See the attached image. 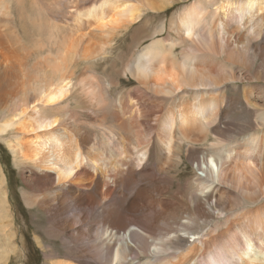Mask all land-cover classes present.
Instances as JSON below:
<instances>
[{"label": "bare ground", "instance_id": "bare-ground-1", "mask_svg": "<svg viewBox=\"0 0 264 264\" xmlns=\"http://www.w3.org/2000/svg\"><path fill=\"white\" fill-rule=\"evenodd\" d=\"M26 1L0 0V138L53 194L50 262L264 264V0H71L53 27Z\"/></svg>", "mask_w": 264, "mask_h": 264}, {"label": "rangeland", "instance_id": "rangeland-1", "mask_svg": "<svg viewBox=\"0 0 264 264\" xmlns=\"http://www.w3.org/2000/svg\"><path fill=\"white\" fill-rule=\"evenodd\" d=\"M63 1L65 6L56 3L55 0H36L41 10L39 20L48 23L49 27H53L47 17L51 14L63 15L70 9L71 0ZM31 2L27 0L23 8L29 10L33 5ZM185 4L186 2L183 0H174L172 6L168 7V11L162 14L169 21L173 18L175 11L185 7ZM16 22H18L17 19ZM156 23L158 22L153 24ZM18 28L21 31L20 26ZM26 29L32 34L29 27ZM128 40L129 33L123 30L116 37L115 47L107 55L106 60L95 64L98 71L106 72L109 70L108 67L111 62L108 59L125 50ZM4 140L0 138V194L5 202L3 205L0 204V214L3 209H7L8 218L6 222L2 223L5 226L0 232V264H52L50 261L60 258L58 253L64 245L61 239L59 240L58 237L56 239L51 238L48 232L51 223L49 214L44 208H46L47 201L51 199L53 194L49 192L48 188L38 189L33 185L29 187V182L20 176L21 169L18 167V157ZM185 171L184 176H188V169ZM197 174L201 175L200 171ZM37 199L41 202L46 200V203L43 202L44 204L41 205Z\"/></svg>", "mask_w": 264, "mask_h": 264}]
</instances>
